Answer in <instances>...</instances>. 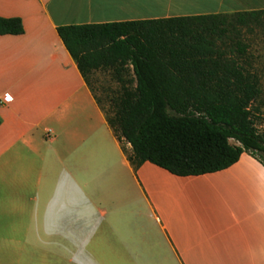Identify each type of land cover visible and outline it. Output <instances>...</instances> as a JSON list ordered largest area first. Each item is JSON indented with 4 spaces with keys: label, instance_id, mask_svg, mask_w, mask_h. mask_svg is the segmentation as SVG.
I'll use <instances>...</instances> for the list:
<instances>
[{
    "label": "crops",
    "instance_id": "obj_1",
    "mask_svg": "<svg viewBox=\"0 0 264 264\" xmlns=\"http://www.w3.org/2000/svg\"><path fill=\"white\" fill-rule=\"evenodd\" d=\"M253 10L264 0H0L24 27L0 35V264H264L257 155L202 175L135 168L58 33Z\"/></svg>",
    "mask_w": 264,
    "mask_h": 264
},
{
    "label": "trees",
    "instance_id": "obj_2",
    "mask_svg": "<svg viewBox=\"0 0 264 264\" xmlns=\"http://www.w3.org/2000/svg\"><path fill=\"white\" fill-rule=\"evenodd\" d=\"M258 27L264 10L70 24L58 33L93 92L97 71L118 85L103 108L130 163L192 176L264 152L255 104L263 89L246 37ZM23 32L21 18L0 16V35Z\"/></svg>",
    "mask_w": 264,
    "mask_h": 264
},
{
    "label": "rangeland",
    "instance_id": "obj_3",
    "mask_svg": "<svg viewBox=\"0 0 264 264\" xmlns=\"http://www.w3.org/2000/svg\"><path fill=\"white\" fill-rule=\"evenodd\" d=\"M248 41L251 42V51L254 54V67L257 70L262 84V94L259 100L255 103L259 106L260 112L259 117L256 119V131L259 137V140L264 145V28L258 27L254 33H247L246 35ZM132 76V74H131ZM92 86L96 95L100 98L101 103L104 107H108V100L106 97L107 90H116L118 85L112 80L111 74L108 71H97L94 73L91 78ZM170 115H176V113L168 109ZM231 142L238 144L239 142L235 139H231ZM255 154L258 155L264 161V152L255 151ZM23 246L29 248L27 243H23ZM24 258V257H23ZM26 264H38V257H26Z\"/></svg>",
    "mask_w": 264,
    "mask_h": 264
},
{
    "label": "bare ground",
    "instance_id": "obj_4",
    "mask_svg": "<svg viewBox=\"0 0 264 264\" xmlns=\"http://www.w3.org/2000/svg\"><path fill=\"white\" fill-rule=\"evenodd\" d=\"M158 1V0H157ZM189 2V0H187ZM160 2V1H159ZM163 2V1H162ZM142 10V9H141Z\"/></svg>",
    "mask_w": 264,
    "mask_h": 264
}]
</instances>
